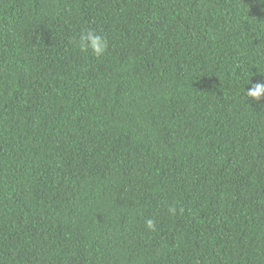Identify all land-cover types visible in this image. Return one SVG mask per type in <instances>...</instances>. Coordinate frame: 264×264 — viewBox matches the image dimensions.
I'll use <instances>...</instances> for the list:
<instances>
[{
  "label": "trees",
  "instance_id": "1",
  "mask_svg": "<svg viewBox=\"0 0 264 264\" xmlns=\"http://www.w3.org/2000/svg\"><path fill=\"white\" fill-rule=\"evenodd\" d=\"M260 69L264 0H0V264H264Z\"/></svg>",
  "mask_w": 264,
  "mask_h": 264
},
{
  "label": "clouds",
  "instance_id": "2",
  "mask_svg": "<svg viewBox=\"0 0 264 264\" xmlns=\"http://www.w3.org/2000/svg\"><path fill=\"white\" fill-rule=\"evenodd\" d=\"M74 43L79 50L84 53H90L93 56H103L109 46L108 39L100 32L93 28H86L81 30L77 37L74 38ZM261 74H264V69L258 70ZM247 84H251V87H245V96L251 98L256 102L264 100V79L261 81H251ZM246 84V85H247ZM171 213H175V208L169 210ZM145 227L151 231L156 230V220L154 218L145 219Z\"/></svg>",
  "mask_w": 264,
  "mask_h": 264
}]
</instances>
